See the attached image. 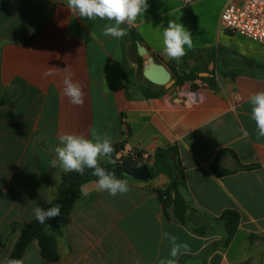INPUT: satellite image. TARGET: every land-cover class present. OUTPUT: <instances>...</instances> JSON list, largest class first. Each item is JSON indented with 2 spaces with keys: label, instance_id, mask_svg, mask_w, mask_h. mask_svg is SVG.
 <instances>
[{
  "label": "crops",
  "instance_id": "obj_1",
  "mask_svg": "<svg viewBox=\"0 0 264 264\" xmlns=\"http://www.w3.org/2000/svg\"><path fill=\"white\" fill-rule=\"evenodd\" d=\"M66 2L0 0V264L19 229L35 218L33 208L43 209L59 195L68 172L49 164L59 136L90 137L93 130L111 137L113 145L125 142L126 150L150 155L178 147L187 225L155 192L167 185L165 176L146 183L121 177L130 191L116 196L95 180L82 187L62 220L61 259L48 262L34 242L24 264H159L170 258L164 232L190 245L178 262L187 257L186 264H264V137L257 138L249 103L264 91V47L221 27L226 0H148L134 27L122 25L128 34L121 39L103 35L114 22L77 17ZM169 20L190 32L193 47L185 48L186 55L196 51L191 58L164 55ZM139 46L149 56H140ZM149 57L178 72L171 71L173 89L158 86L164 92L155 99L139 89L147 84L140 63L144 67ZM49 67L60 70L45 77ZM69 73L85 94L83 106L63 94ZM98 163L113 166L115 160L105 156ZM226 210L237 211L240 223L224 247L227 231L219 218ZM198 228L206 234L195 233Z\"/></svg>",
  "mask_w": 264,
  "mask_h": 264
},
{
  "label": "clouds",
  "instance_id": "obj_2",
  "mask_svg": "<svg viewBox=\"0 0 264 264\" xmlns=\"http://www.w3.org/2000/svg\"><path fill=\"white\" fill-rule=\"evenodd\" d=\"M185 3L191 0H184ZM66 7L77 17L95 20H107L114 23L106 24L103 35L114 39H121L128 34V28L134 27L137 18L149 7L148 0H67ZM127 25L128 28L122 27ZM163 52L172 60H179L186 55V48L193 47V38L181 23L169 20L168 26L162 34ZM66 69V68H65ZM59 68L49 67L44 76H52ZM63 94L75 106H83L84 92L79 82L73 81L69 73L63 79ZM251 105V118L256 124L257 138L264 137V91H259L249 97ZM247 135V133H245ZM115 151L111 137L101 136L95 130L90 137L84 135L65 133L59 136V146L55 148L56 158L49 164L52 168L61 167L65 172L84 174L85 169H90L92 175L97 177V186L100 190L107 191L109 195H124L130 191L126 180L117 178L115 172H109L98 163L101 157L111 158ZM114 162V161H113ZM35 219L43 224L48 218L61 214L59 205L45 210L34 207ZM163 236L169 241L170 251L167 259H162L159 264H178L177 257L189 254L190 245L186 242L178 243L177 237L164 232ZM3 264H24L21 259H5Z\"/></svg>",
  "mask_w": 264,
  "mask_h": 264
},
{
  "label": "trees",
  "instance_id": "obj_3",
  "mask_svg": "<svg viewBox=\"0 0 264 264\" xmlns=\"http://www.w3.org/2000/svg\"><path fill=\"white\" fill-rule=\"evenodd\" d=\"M230 32V31H229ZM130 36L135 41L142 42V39L136 35L133 30L129 31ZM136 48V47H135ZM196 51H190L184 60L194 56ZM142 62V59H141ZM142 63H140V74L142 75ZM171 71L176 76L178 72L171 67ZM129 80L134 81V74L126 71ZM184 79V78H182ZM182 79L176 81V85L181 84ZM146 81V85L141 86L140 92L144 98L155 99L161 97L164 92L160 87ZM115 151L112 153L111 158L115 160L113 166H101L104 169L120 168L127 171L143 164L144 151L141 150H126V143H119L113 145ZM151 173V180H156L160 176H165L168 183L165 187H155V192L162 200L164 206L171 205L174 207V212L177 219L183 224L187 225V212L189 204L186 200L184 190L186 189L185 174L182 170L179 158V149L177 146H171L158 149L154 155H151L146 163ZM214 170L217 172V163L214 164ZM122 177H126L123 175ZM97 180V177L92 175L90 169H85L83 175L77 172H68L62 176L61 184L59 187V195L43 209L47 210L52 206L59 205L61 214L48 218L45 223H39L35 218L28 224L23 225L19 229V236L11 251L8 259H21L23 260L28 247L37 242L41 256L51 263H56L61 259L58 248V237L62 234V220L68 217L75 203L81 196L82 187L92 181ZM163 197L166 199L163 200ZM224 223L227 231L226 240L223 244L227 247L232 238L238 231L240 223V214L234 210H226L219 218ZM17 224L12 225V229L16 230ZM197 234H206V229H194ZM187 257H182L178 264H186ZM3 264V263H2Z\"/></svg>",
  "mask_w": 264,
  "mask_h": 264
},
{
  "label": "built area",
  "instance_id": "obj_4",
  "mask_svg": "<svg viewBox=\"0 0 264 264\" xmlns=\"http://www.w3.org/2000/svg\"><path fill=\"white\" fill-rule=\"evenodd\" d=\"M180 1L189 5L195 0L188 3ZM220 25L223 29L264 47V0H226ZM150 156L144 154L142 165H146ZM165 199L163 197V200Z\"/></svg>",
  "mask_w": 264,
  "mask_h": 264
},
{
  "label": "water",
  "instance_id": "obj_5",
  "mask_svg": "<svg viewBox=\"0 0 264 264\" xmlns=\"http://www.w3.org/2000/svg\"><path fill=\"white\" fill-rule=\"evenodd\" d=\"M138 53L142 57L149 56L147 49L143 46L138 47ZM142 74L150 83L165 87L166 89L173 87L175 84L171 71L166 66L157 63L153 57L148 58L147 64L143 67ZM106 170L115 172L117 178L125 175L143 183L151 181V173L147 165H141L127 171H123L120 168H106Z\"/></svg>",
  "mask_w": 264,
  "mask_h": 264
},
{
  "label": "rangeland",
  "instance_id": "obj_6",
  "mask_svg": "<svg viewBox=\"0 0 264 264\" xmlns=\"http://www.w3.org/2000/svg\"><path fill=\"white\" fill-rule=\"evenodd\" d=\"M173 89V87H171V88H169V90H172ZM116 163V162H115Z\"/></svg>",
  "mask_w": 264,
  "mask_h": 264
}]
</instances>
